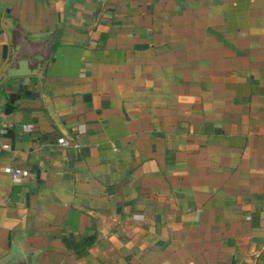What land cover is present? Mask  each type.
<instances>
[{"label":"crops","instance_id":"crops-1","mask_svg":"<svg viewBox=\"0 0 264 264\" xmlns=\"http://www.w3.org/2000/svg\"><path fill=\"white\" fill-rule=\"evenodd\" d=\"M18 65L0 264H264V0H0Z\"/></svg>","mask_w":264,"mask_h":264},{"label":"water","instance_id":"water-1","mask_svg":"<svg viewBox=\"0 0 264 264\" xmlns=\"http://www.w3.org/2000/svg\"><path fill=\"white\" fill-rule=\"evenodd\" d=\"M16 64V63H15ZM20 66V68H19ZM31 74H38V71L35 70H24L22 68V65H18V68H10L7 71L3 72L0 76V85L8 78L16 77V76H25V75H31Z\"/></svg>","mask_w":264,"mask_h":264},{"label":"built area","instance_id":"built-area-1","mask_svg":"<svg viewBox=\"0 0 264 264\" xmlns=\"http://www.w3.org/2000/svg\"><path fill=\"white\" fill-rule=\"evenodd\" d=\"M27 173L26 172H23L22 175H26Z\"/></svg>","mask_w":264,"mask_h":264}]
</instances>
